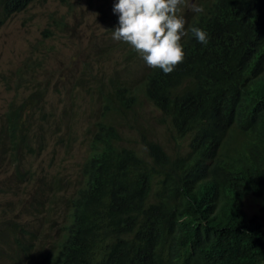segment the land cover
Segmentation results:
<instances>
[{
  "label": "trees",
  "instance_id": "trees-1",
  "mask_svg": "<svg viewBox=\"0 0 264 264\" xmlns=\"http://www.w3.org/2000/svg\"><path fill=\"white\" fill-rule=\"evenodd\" d=\"M34 1L0 0V25ZM197 6L203 11L180 41L184 60L169 74L145 70L130 45L113 39L119 15L112 17L100 51L116 49L122 67L97 84L102 108L86 129L80 182L59 201L68 212L48 244L0 216V264H264V206L248 215L242 201L264 199V0ZM193 27L207 33V44ZM133 65L143 66L141 89L119 79ZM27 82L15 83L30 92L18 93L0 121L1 148L15 161L20 148L31 152L29 134L34 145L45 137L33 130L29 106L40 87ZM139 90L159 111L172 152L144 128ZM125 128L139 136L137 146L123 142Z\"/></svg>",
  "mask_w": 264,
  "mask_h": 264
},
{
  "label": "rangeland",
  "instance_id": "rangeland-1",
  "mask_svg": "<svg viewBox=\"0 0 264 264\" xmlns=\"http://www.w3.org/2000/svg\"><path fill=\"white\" fill-rule=\"evenodd\" d=\"M117 2L35 0L0 25V121L9 103L17 102L18 93L25 97L30 92L15 90V83L24 77L30 86L36 79L40 91L29 101L31 111L35 110L33 130L45 132L44 140L35 145V136L29 134L24 143L32 145L31 152L29 147L20 148L16 161L0 145V216L20 222L34 235L35 244H48L58 233L68 212L59 201L72 195L80 182L79 168L87 153L86 129L102 108L97 102V84L122 67L116 49L107 55L100 51L109 40L112 17L119 15L113 11ZM198 2L186 0L179 6L177 15L185 25L196 13L190 6ZM26 61L34 63L31 71ZM143 65L145 70L149 68L146 62ZM142 68L133 65L132 72L119 79L141 89ZM137 97V109L146 119L144 128L151 129V134L167 143L172 152L175 142L168 138L159 111L140 90ZM131 131H122L123 142L137 146L140 138ZM242 201L248 215L264 206L263 198L250 194Z\"/></svg>",
  "mask_w": 264,
  "mask_h": 264
},
{
  "label": "clouds",
  "instance_id": "clouds-1",
  "mask_svg": "<svg viewBox=\"0 0 264 264\" xmlns=\"http://www.w3.org/2000/svg\"><path fill=\"white\" fill-rule=\"evenodd\" d=\"M186 0H118L113 11L119 14V24L113 30V39L130 45L151 68L165 74L183 62L184 51L180 43L187 35L186 21L177 15ZM196 13L203 8L192 4ZM191 32L202 44L208 43L207 33L193 27Z\"/></svg>",
  "mask_w": 264,
  "mask_h": 264
}]
</instances>
